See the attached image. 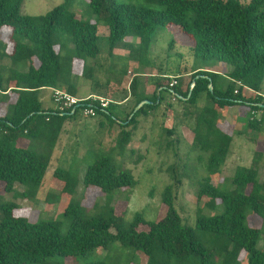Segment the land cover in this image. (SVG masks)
<instances>
[{"label": "trees", "instance_id": "1", "mask_svg": "<svg viewBox=\"0 0 264 264\" xmlns=\"http://www.w3.org/2000/svg\"><path fill=\"white\" fill-rule=\"evenodd\" d=\"M146 1L164 8L159 11L114 0H88L91 19H85L72 10L76 0H64L42 16L23 14L25 0H0V37L6 44L0 52V92L17 97L11 98L13 104L0 117V184L5 192H12L16 184H21L30 189L23 195L33 196L43 184L64 124L77 118L72 110L44 108L40 90L60 88L77 97L74 81L81 66L80 76L91 82L93 96L106 99L110 81L104 84L105 89H98L102 85L98 77V67L102 66L98 65L102 55L100 42L104 39L99 35L101 24L109 32L105 38L108 60L122 47L129 52L128 60L140 66L152 63L149 55L157 29L175 25L193 40L195 60L230 67V83L225 90L217 87L220 75L204 68L192 74L186 88L183 78L177 79L174 88L169 83L165 85L172 100L175 98L165 109L178 105L174 108L175 120L193 131L191 148L200 152L198 161L205 176L198 184L197 204L205 198L209 201L199 205L192 224L184 223L175 202L186 168L176 163L168 168L172 183L162 193L165 216L147 221L137 213L128 223L124 214L117 213L114 201L117 191L131 194L137 181L129 172L116 173L109 158H99L87 169L83 184L85 191L98 189L105 201L96 203L97 212L89 217L83 214L82 205L71 204L69 212L75 211L76 216L65 233L57 222L35 223L16 216L14 209L19 205L15 203L3 205L0 264H45L56 256L77 259L116 242L143 252L147 264H264V250L258 249L263 229L248 223L249 211L264 220V179L259 177L264 153L256 154L250 167L236 165L233 176L225 178L223 184H213V177L224 175L233 150V136L223 132L218 109L241 105L264 114V98L258 95L264 84V0ZM4 28L8 29L3 36ZM129 37L139 39V44L126 42ZM5 59L11 61V68L2 65ZM88 60L95 64L89 67ZM20 64H27V70L14 68ZM118 69L116 65V74L120 73ZM126 72V68L121 70ZM238 81L243 86L237 87ZM138 86L137 79H133L132 97H136ZM163 91L143 96L124 118L116 116V121L121 122L116 150L126 151L136 136L140 119L162 108ZM202 99L207 103L200 108ZM145 100L151 104L136 111ZM89 102L82 104L87 106ZM113 106L117 104L111 101L108 109H98L97 117H114ZM262 122L253 117L248 126L259 130ZM174 130L164 129L162 135L171 139ZM39 137L44 139L45 153L17 146L20 139ZM177 143L172 140L170 145ZM130 153L136 155L134 150ZM137 156L136 162H140L142 158ZM54 178L62 183L61 194L72 198L78 188L77 179L62 169L55 171ZM140 226L144 229L140 230ZM87 264L109 263L99 260ZM127 264H132L131 259Z\"/></svg>", "mask_w": 264, "mask_h": 264}, {"label": "rangeland", "instance_id": "2", "mask_svg": "<svg viewBox=\"0 0 264 264\" xmlns=\"http://www.w3.org/2000/svg\"><path fill=\"white\" fill-rule=\"evenodd\" d=\"M76 1L77 2L72 9L73 12L79 17L91 19V15L88 13V0ZM114 1L144 6L159 11L164 8L162 5L149 3L146 0ZM242 1L246 3L250 2V0ZM63 3L64 0H25L23 14L29 16H42ZM92 19H95V17H92ZM7 29L8 28H4L2 30L3 36ZM108 34L109 32L107 28L101 24L99 27V35L104 39L100 42L102 55L98 58V65H102L101 67H98V77L102 82V85L98 88L99 90L106 88L104 84L108 80L110 81V89L113 90L116 88V56L111 59L109 58L108 60L106 55V53L108 54V44L105 38ZM131 39L137 40L136 38ZM126 40L128 39L126 38L125 41ZM5 45L4 37H0V52L5 49ZM193 46V40L191 37L179 30L177 26L170 25L168 27L158 28L154 35V41L150 50L152 56L155 58L154 68L169 73L171 72L170 70H172V67L177 65H179L180 68L182 67L183 69L188 70L193 66L194 61L197 65H205L206 63L202 59L195 60L192 53ZM11 64L12 63L9 59H5L2 62V65L7 68H11ZM94 64V60H88L87 65L89 67H92ZM127 64L128 63L123 62V68H125ZM222 65L226 64L222 63ZM120 66L121 64L119 65L117 72L120 71ZM14 68L20 71H25L27 70L28 65L20 64ZM76 74L81 77V66ZM119 75L121 78L123 77L122 73H119ZM81 80L84 82H80L81 87L78 89V94L80 98H84L91 93V88L89 81L82 78ZM154 81L155 80L148 79V81L145 80V83L152 84ZM189 81L187 83L184 81L185 87L188 86ZM229 83V80L222 77L218 80L217 87L225 90ZM248 92H250L249 94H252L250 89H248ZM51 93L52 89L50 88L42 89L39 91V98L44 107L57 108L51 98ZM111 93L113 100H115L113 96H116V93L114 94V91H111ZM125 93L128 95L130 92ZM163 98L164 105L173 102L170 91L164 90ZM129 101L130 103L128 104L112 107L111 110L114 117L100 116L97 119L84 120L83 122H77V124L69 126L67 132H64V136H62L61 139L63 144V152L60 154L61 159H54L50 163L42 186L33 196L25 197L23 193L25 190L28 191L30 189L25 188L21 184H16L12 192H5L3 186L0 184V221L3 218V205L15 203L19 205L17 209H14V214L16 216H24L30 222L35 223L57 222L61 227V231L63 233L67 232L74 216H76L75 211L69 212V206L71 204L82 205L83 214L89 217L96 214L97 210L94 208L96 203H104L105 199L101 198L98 189L91 188L90 190L85 191L83 180L87 169L95 164L97 159L107 157L111 161L116 173L122 171L129 172L137 181V186L131 191V194L128 192L124 195L122 194V191H117V196L114 201L116 203L117 213L119 215L124 214V218L128 223L132 221L137 213H141L147 221H158L165 216L166 207L162 203V193L165 187L172 183L168 168L176 163L184 166L186 168L185 177L181 188H179L177 192L175 206L182 214L184 223L192 224L199 205L202 206L209 201L208 198H205L200 204H197L196 193L198 184L202 177L205 176V171L201 163L198 161L200 152L191 148L194 138L193 131L186 126L178 125V122L175 120L176 111L174 110L178 105L175 104V107L171 108L174 111L168 112V114H170L167 116V118H169L167 128L175 129L174 131L176 132L171 139L175 141V143H177L176 141L178 140L176 145L173 144L171 146L170 143L172 140L167 136H151L149 134L150 128L148 126L152 125V121H156L155 118L149 119L150 122L148 121L145 123L144 128L140 130V136L147 134L150 137L145 141L138 140V142L136 141V143H134L136 148L134 147L133 149H136V155L130 153V150L132 149L131 147H128L126 151L116 150L117 138L121 131V126L116 121V116L119 117L124 108L129 105L130 107L127 108L128 111L133 107L132 100ZM5 105L9 107V100L4 98L0 92V108ZM242 109L244 114H247V108L244 107ZM156 113L160 114L161 111ZM77 118H79V116ZM158 120L160 123V118ZM163 123L166 122L163 121ZM263 132L264 122L263 129L258 131V134H263ZM258 134H256V137L254 136V138L261 140L262 135L260 136ZM25 143V146H23L20 143V140H18L17 146L35 151L38 154L46 152L44 139L42 137L25 139ZM139 146L141 147L140 149ZM137 154L142 158V160H138L140 162H136V158H138ZM244 163L249 164V161L244 160ZM237 164L238 161L234 160V158L229 160L225 167L224 175L221 177H213V184L221 185L224 183L225 178L232 177ZM57 169L69 171L71 175L77 179L78 188L72 198L63 196L60 192V188H57V190L55 189L54 182L56 179L54 178V174ZM259 177L261 181L264 179V166L262 165L259 169ZM248 223L255 227L260 226L263 229L260 242L258 243V249L264 250V220L249 211ZM142 229L144 228L140 226V230ZM130 259L132 264H147L148 261V258L143 252L133 247H126L120 242H116L107 249L97 248L85 257L73 259L56 256L48 259L45 264H87L99 260H105L109 264H127ZM243 262H247L245 261V258L243 259Z\"/></svg>", "mask_w": 264, "mask_h": 264}, {"label": "crops", "instance_id": "3", "mask_svg": "<svg viewBox=\"0 0 264 264\" xmlns=\"http://www.w3.org/2000/svg\"><path fill=\"white\" fill-rule=\"evenodd\" d=\"M128 40H126V42H130L132 44H139V39L137 40H132L131 38H127ZM114 56H116V65L119 67L120 66V73L121 70L123 71V69H127L126 73H122L123 77L121 78V76L117 73L116 74V88L111 90L109 87V94H107L106 99L110 100V101H114V103H116L117 105L122 106L123 104H128L130 103L129 100H132V105L133 107L128 111L127 108L130 107V105L126 108H124L123 112H121L122 114L119 116V118H124L125 115H127L128 113H130L132 111V109L135 107L136 103L143 97V96H153L154 93L156 91L160 92L163 91V89H166V84L169 83L173 78H183L185 83H187L189 80H191V76L192 74L195 73V71H197L198 69H202L204 68V70L207 71H211L213 73L219 74L220 78L225 77L227 80H229L228 78V74L230 72V67L228 65H222L221 64H207L205 66L203 65H197L194 61L193 66L190 67L188 70L183 69L182 67L180 68L179 65L177 66H173L172 70H170L171 72H164L162 70H157L156 68H154L155 66V58L152 56V53L150 52V57L152 58V63L150 66H140L137 62L134 61H129V52L127 50H125L124 48L120 47L117 48L114 51ZM128 63L127 66L125 68L122 69V63ZM172 65V64H171ZM185 72V73H184ZM83 77H76L75 78V85L76 87L79 89L80 86V82H84ZM121 78V79H118ZM219 78V79H220ZM133 79H137L138 82V90L136 92V97H132L130 93H128V95H126L125 92H130V84L132 82ZM148 79L151 80H155L152 84H147L145 83V80L148 81ZM86 80V79H84ZM89 81V80H87ZM109 81V80H108ZM230 82V80H229ZM90 83V88H91V82ZM264 85V84H263ZM160 86V87H159ZM184 88L185 84H184ZM160 89V90H158ZM111 91H114V94L116 93V96L114 95L113 97L115 98V100H113L112 98V93ZM2 94V93H1ZM12 95V94H11ZM11 95H3L2 96L4 98H7L9 100V105L13 104L12 99L17 98L16 95H13V97H11ZM258 95L262 96L264 98V90L262 87V90L260 93H258ZM90 96H93V92L91 90V93L88 96H85L84 98H80L79 94L77 95V97L79 99H86ZM129 98V100H128ZM41 101V100H40ZM173 101V100H172ZM42 102V101H41ZM143 102V101H142ZM141 102V103H142ZM206 100L202 99L199 101V107H204L206 105ZM43 104V103H42ZM131 105V106H132ZM166 105H162V108L154 111L153 113H149L150 116L148 118H141L140 120V126L136 132V136L134 137L133 142L131 143V145L129 147H131L132 149L130 150V152L132 150H136L133 149L135 146L134 143H136V141H145L148 137L146 135H141L140 136V130H142L144 128V124L147 123L149 121V119H155L156 121H152L151 122V126H148L150 128L149 134L151 136H155V135H162L161 133H163L164 129H167V122L168 119L167 116L170 114H168V112L170 111H174L173 109H165ZM246 107L248 112L247 114H244V111L242 108ZM46 109H56L55 107L53 108H47L44 107ZM8 110V106H2L0 108V117L4 115V113H6ZM160 112V114L156 113V112ZM218 113H219V124L223 130L224 133L233 136V150H232V155L230 157L229 160H231L232 158H234V160L238 161V166H245V167H250L254 161V157L256 154H262L264 153V132L263 134H258V131H261L263 129V112L262 111H258V112H253L249 107L247 106H234V107H230L227 109H218ZM252 117H255L257 120L262 119V125L260 126V129L258 131H255L251 128H249V121L252 119ZM98 118V117H97ZM95 118V119H97ZM160 118V123L158 122ZM84 120H90V119H84L82 117L79 118H75V119H70L68 121H66V123L64 124V128H63V132L61 134L60 140L54 150L53 156H52V160L54 159H61L60 158V154L63 152L62 148H63V144L61 142L62 136H64V132H67V128L69 126H72L73 124H77V122H83ZM167 120V121H166ZM166 122V123H163ZM150 122V121H149ZM119 124L121 122H118ZM158 125V128H157ZM160 128V130H159ZM159 131V132H158ZM256 134L258 135H262L261 136V140L260 139H256L254 138V136L256 137ZM20 143L25 146V139H20ZM60 144V145H59ZM136 148V147H135ZM138 148V146H137ZM141 147L139 146V149ZM244 160L249 161V164H245ZM229 162V161H228ZM61 184L59 183L57 180H55L54 182V186L55 189L57 190V188L61 189Z\"/></svg>", "mask_w": 264, "mask_h": 264}, {"label": "built area", "instance_id": "4", "mask_svg": "<svg viewBox=\"0 0 264 264\" xmlns=\"http://www.w3.org/2000/svg\"><path fill=\"white\" fill-rule=\"evenodd\" d=\"M178 85L177 78H173L169 82V87L174 88ZM243 86L242 82H237V87ZM194 85H192V88ZM237 93V91H236ZM51 98L53 102L56 104V109L60 112H67L71 111V114H76L77 117H82L84 119H95L97 118V111L98 109H108L111 101L105 98H99L96 96H90L86 99H79L76 96L71 95L67 91L60 89V88H53L51 93ZM87 106L82 104L85 101H90ZM173 101H175V98H173ZM257 112V111H253ZM253 119V117H252Z\"/></svg>", "mask_w": 264, "mask_h": 264}, {"label": "water", "instance_id": "5", "mask_svg": "<svg viewBox=\"0 0 264 264\" xmlns=\"http://www.w3.org/2000/svg\"><path fill=\"white\" fill-rule=\"evenodd\" d=\"M210 90H212V81H211V80H210ZM148 104H151V102H150V101H147V100L143 101V102L140 103V105L137 107L136 111H138L142 106H144V105H148Z\"/></svg>", "mask_w": 264, "mask_h": 264}]
</instances>
